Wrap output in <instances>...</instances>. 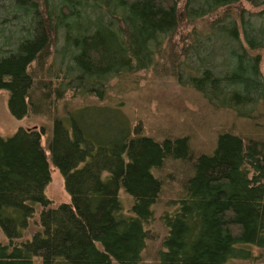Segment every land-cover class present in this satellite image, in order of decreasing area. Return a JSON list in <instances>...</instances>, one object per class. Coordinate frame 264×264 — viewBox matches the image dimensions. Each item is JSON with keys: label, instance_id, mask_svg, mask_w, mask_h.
<instances>
[{"label": "trees", "instance_id": "16d2710c", "mask_svg": "<svg viewBox=\"0 0 264 264\" xmlns=\"http://www.w3.org/2000/svg\"><path fill=\"white\" fill-rule=\"evenodd\" d=\"M244 2L264 6V0H0V20L17 21L8 33L0 30V90L10 93L13 116L40 122L0 136V228L7 238L0 264L258 258L264 138L223 132L213 154L196 155L188 136L146 135L124 100L115 99L152 71L193 88L215 108L261 118L255 113L264 104V25L255 26ZM215 50L220 63L211 58ZM51 165L64 177L70 203L54 206L46 195ZM122 194L132 198L128 210Z\"/></svg>", "mask_w": 264, "mask_h": 264}, {"label": "rangeland", "instance_id": "374dc122", "mask_svg": "<svg viewBox=\"0 0 264 264\" xmlns=\"http://www.w3.org/2000/svg\"><path fill=\"white\" fill-rule=\"evenodd\" d=\"M243 4L256 15L251 18L255 26L264 25V14L258 15L264 10V6L253 7L245 2ZM249 15H246V17H249ZM9 19L2 18L0 20V30L5 29L7 30L6 33L17 26L15 18L11 16ZM213 20L211 19V21ZM214 43L218 46L216 39ZM207 47H213V42L206 43L202 47V50L205 49V53ZM212 55L211 58L215 62L220 63L223 60V56L218 50ZM221 65L218 68L223 66ZM155 74L152 71L140 74L141 80L137 84V89L131 90L125 96L115 97L117 100H124V110L133 120L134 126L142 125L146 135L157 136L159 139L171 137L173 134L188 136L191 140L192 151L196 155L198 153L213 154L217 146L218 135L223 132L264 138V104L261 109L262 113L259 111L255 113V117L257 114H261V118H258V120L240 118L236 113L228 110L227 107L215 108L193 88L183 86L170 77ZM9 100L10 93L8 90H0V136L9 138L22 127L27 129L40 125V122H35L32 117L16 118L13 116L9 107ZM111 101L113 102V99ZM76 102L80 103L79 101ZM257 125L263 127L262 130H256ZM43 146L46 152H49L47 137L43 140ZM167 171L173 172L174 170L167 169ZM166 183L177 184V182H171L170 180H167ZM167 187L165 191L168 194L172 191V187L171 185L169 188ZM46 195L53 201L54 206L71 202V196L65 189L64 177L53 165H51V182L46 188ZM121 198L124 200L126 210H128L132 204V198L124 194ZM167 198L165 197V203L168 200ZM156 229L162 232L160 226ZM0 241L2 243L7 241L1 228ZM151 246L156 248V244H151ZM253 251L255 258L258 257L255 261H238L234 264H264V250L254 249ZM147 264L154 263L150 259Z\"/></svg>", "mask_w": 264, "mask_h": 264}]
</instances>
